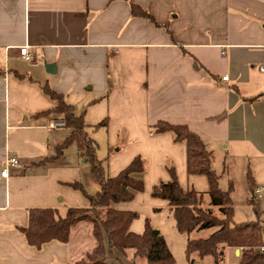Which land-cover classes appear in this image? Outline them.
<instances>
[{
  "label": "crops",
  "instance_id": "0c3cea01",
  "mask_svg": "<svg viewBox=\"0 0 264 264\" xmlns=\"http://www.w3.org/2000/svg\"><path fill=\"white\" fill-rule=\"evenodd\" d=\"M130 2L155 22L133 16ZM24 45L32 62L21 56ZM263 68L264 0H0V264H73L95 246L91 221L74 225L68 242L52 240L41 249L21 231L31 208L53 207L64 216L70 207L88 206L85 194L69 183L79 181L89 194L101 188L75 144L50 160L71 129L50 126L63 116L48 113L56 101L42 86L63 94L75 113L84 115L90 137L89 127L104 130L106 166L98 155L99 140L92 138L106 176L117 175L136 156L147 160L146 170L137 175L145 189L114 207L141 214L131 223L137 233L144 231V216H150L176 264V252L183 251V264H190L188 234L178 230L168 200L151 192L171 179L168 160L184 190L195 187L191 178L202 174H189L186 142L169 131L155 133L152 126L162 120L199 133L213 164L216 151L223 155L222 170L212 164L220 188L227 175L225 191L232 187V197L235 172H241L259 217L264 207ZM8 157H17L22 166L2 176ZM229 251L239 261L241 249L239 255L236 248L226 249V255ZM195 263L214 262L196 258Z\"/></svg>",
  "mask_w": 264,
  "mask_h": 264
},
{
  "label": "trees",
  "instance_id": "16d2710c",
  "mask_svg": "<svg viewBox=\"0 0 264 264\" xmlns=\"http://www.w3.org/2000/svg\"><path fill=\"white\" fill-rule=\"evenodd\" d=\"M133 16L155 18L139 4L130 2ZM56 106L48 113L61 114L71 134L57 147V153L50 158H61L65 150L75 144L80 154L90 163L91 171L101 188L95 194H89L82 183H69L81 190L89 200L84 207H70L63 216L57 208H31L29 222L21 227L27 242L41 249L46 243L57 240L68 242L71 229L81 220L91 221L95 246L85 256L73 264H106L114 251L131 257L133 263L137 258L146 260L147 264H176V260L165 237L155 228L150 220L145 221L144 231L137 233L131 230V223L139 217V213L131 210H120L115 203L131 201L136 193L145 189L144 181L137 177L145 171L142 157L136 156L124 169L115 176H106L102 161L97 156V142L87 133L84 115H77L64 95L48 85L42 86ZM102 121L96 127L104 125ZM155 133L172 132L176 141L187 144V168L191 175L202 174L209 180V196L212 205L220 207L221 215L214 214L202 206L199 193L191 188L184 190L181 186L174 165L168 166L171 179L162 181L154 187L152 195L168 200L176 226L182 233L191 234L196 229L214 228V232L206 238H189L186 254L190 264L196 258L213 260L214 264H223L226 249H241L239 264H264V222H234V206L231 197L232 187L222 190L219 186V173L213 168V153L208 149L202 136L184 124H173L158 121L152 126ZM93 212L94 215H89Z\"/></svg>",
  "mask_w": 264,
  "mask_h": 264
},
{
  "label": "rangeland",
  "instance_id": "374dc122",
  "mask_svg": "<svg viewBox=\"0 0 264 264\" xmlns=\"http://www.w3.org/2000/svg\"><path fill=\"white\" fill-rule=\"evenodd\" d=\"M88 132L92 137L97 136L99 140V148H98V155L99 158L103 161L104 165H107V158H108V147L107 143L105 142L104 138H102L104 135V130H100L98 133L94 131V129L91 127L88 128ZM118 147L115 148L117 150ZM113 152V151H110ZM142 157V156H140ZM143 161L145 162V170L147 168V160L142 157ZM166 168L167 165L171 166L174 165L171 160H168L166 162ZM214 167L219 171L222 170L223 168V155L220 152L216 151V160L214 161ZM194 181L195 187L191 185V188H195V190L199 193V196L202 198V206L206 209L211 210L214 214L216 215H221L220 210L218 206L212 205L210 201V196H209V186H208V181L207 178L203 175H198L194 176V178H191ZM235 181L237 184V189L235 192L232 193V198H233V206L235 210L234 214V222L235 223H240V222H250V221H258L260 218L264 219V207L263 209H260V214L259 217L257 214H255L252 210L253 205L249 202L248 198L249 195L245 193L243 185L246 183V178L241 174V172L236 171L235 172ZM162 182V181H161ZM160 183V182H159ZM158 183V184H159ZM221 187L222 189L227 188L228 184V179L227 175H223L220 179ZM86 188L90 192H95L93 189L90 187L87 181H85ZM157 184V185H158ZM155 185V186H157ZM154 186V187H155ZM153 187V189H154ZM152 189V191H153ZM152 195V192H151ZM153 196V195H152ZM258 196V195H257ZM154 197V196H153ZM256 203V202H254ZM170 207V205L168 204ZM264 206V205H263ZM171 209V207H170ZM159 211V209H158ZM140 214V213H139ZM89 215L93 216V212H89ZM141 215V214H140ZM147 217L148 219L150 216H144V218ZM214 228H209V229H196L193 231L191 234H188V238H206L209 235H211L214 232ZM118 252V256L112 257V258H107L105 260L106 264H134L133 261H130L128 257H125L122 253ZM176 259L179 264H183L186 262L185 260V253L183 251V254H179L176 252ZM135 264H147L145 259L142 258H137ZM187 264V263H186ZM208 264V263H207ZM209 264H214V263H209ZM223 264H239V261L236 257L232 256L231 251L225 255V260Z\"/></svg>",
  "mask_w": 264,
  "mask_h": 264
},
{
  "label": "built area",
  "instance_id": "2783aa9c",
  "mask_svg": "<svg viewBox=\"0 0 264 264\" xmlns=\"http://www.w3.org/2000/svg\"><path fill=\"white\" fill-rule=\"evenodd\" d=\"M20 53H21V56L23 57L24 60L29 61V62L33 61V57L29 53L28 45L22 46L20 48ZM223 79L227 80L228 76L227 75L223 76ZM65 125H66V122L64 120H54L50 123V126L53 128L59 127V126H65ZM21 166H22V163L17 157H8L5 160V167L2 169L1 175L2 176H8L9 175V169L11 167H21ZM258 192H259V190H258ZM261 251L264 252V245L261 247Z\"/></svg>",
  "mask_w": 264,
  "mask_h": 264
},
{
  "label": "water",
  "instance_id": "95a60500",
  "mask_svg": "<svg viewBox=\"0 0 264 264\" xmlns=\"http://www.w3.org/2000/svg\"><path fill=\"white\" fill-rule=\"evenodd\" d=\"M236 253L239 255L240 249H237ZM195 264H200V263H195Z\"/></svg>",
  "mask_w": 264,
  "mask_h": 264
}]
</instances>
